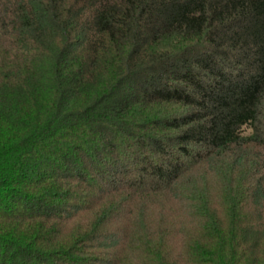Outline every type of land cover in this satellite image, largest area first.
I'll use <instances>...</instances> for the list:
<instances>
[{
  "label": "trees",
  "instance_id": "trees-1",
  "mask_svg": "<svg viewBox=\"0 0 264 264\" xmlns=\"http://www.w3.org/2000/svg\"><path fill=\"white\" fill-rule=\"evenodd\" d=\"M0 264H264V0H0Z\"/></svg>",
  "mask_w": 264,
  "mask_h": 264
},
{
  "label": "rangeland",
  "instance_id": "rangeland-1",
  "mask_svg": "<svg viewBox=\"0 0 264 264\" xmlns=\"http://www.w3.org/2000/svg\"><path fill=\"white\" fill-rule=\"evenodd\" d=\"M206 190L209 193V198L210 201L214 202V203H218L220 204V206H217V209L219 210L218 212H223V197H222V193H219L218 191V186L216 184H214L213 182H210V184H208V186H206ZM181 214V213H180ZM182 215V214H181ZM176 223L178 224V228H183L184 227V231L185 232H191L192 227H193V222L190 218H182L180 215L177 218Z\"/></svg>",
  "mask_w": 264,
  "mask_h": 264
}]
</instances>
